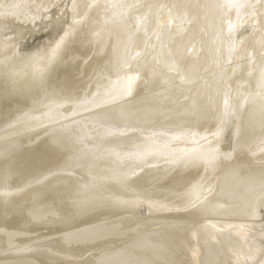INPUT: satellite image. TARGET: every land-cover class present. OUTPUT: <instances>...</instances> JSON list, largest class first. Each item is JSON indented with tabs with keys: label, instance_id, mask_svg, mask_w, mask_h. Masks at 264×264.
Instances as JSON below:
<instances>
[{
	"label": "bare ground",
	"instance_id": "6f19581e",
	"mask_svg": "<svg viewBox=\"0 0 264 264\" xmlns=\"http://www.w3.org/2000/svg\"><path fill=\"white\" fill-rule=\"evenodd\" d=\"M98 2L0 0L15 13L0 17V264H245L249 248L258 264L264 207L248 204L264 178V9L244 18L229 54L228 17L215 10L168 24L214 0H108L165 6L139 31L147 7L122 22ZM174 57L191 82L169 71ZM126 75L139 77L131 94L102 103ZM209 144L220 156L206 169L191 157Z\"/></svg>",
	"mask_w": 264,
	"mask_h": 264
},
{
	"label": "snow or ice",
	"instance_id": "6c2138e0",
	"mask_svg": "<svg viewBox=\"0 0 264 264\" xmlns=\"http://www.w3.org/2000/svg\"><path fill=\"white\" fill-rule=\"evenodd\" d=\"M55 7V5H53ZM0 7H5L0 5ZM9 8H18L19 5H12L8 6ZM89 8L96 7L99 8L100 4L98 0H93V4L88 5ZM105 10L108 9H119L121 10L117 17H113V19L118 18L120 21L125 22L126 19L134 13L135 10L147 7L148 13H146L144 16H137V31H139L141 25L147 21L149 16L152 13L153 8H157V10L163 9L164 5H143L140 3H109L108 0L105 2ZM177 5H173L172 8H177ZM185 11L181 15L180 13H176V16H174L172 19H169L168 24L171 25L174 23V20L179 18L181 20V24L188 23L193 24L196 20L199 19V12H194L190 14L187 9H198V10H204V9H212L217 11L220 14L221 20H223L225 17H228V24H227V40L231 41L228 47V52L231 54L233 51H235V41L233 40V35L242 27V25L245 23V17L252 19L256 16V9L261 8L264 9V0H255V3H252L251 0H214L212 3H197L195 5H184ZM73 8H76L75 3H73ZM65 10H67V5H65ZM232 12H235L236 19L232 20L230 18V14ZM15 13L9 10H5L0 12V17H7L9 15H14ZM170 16L172 15V12L170 10ZM264 16V13L261 14ZM35 19V17L33 18ZM108 22V21H106ZM79 23L78 20L73 18V24ZM71 29V26H70ZM145 35H147V29H145ZM69 36V32L66 31L64 33V36H61L60 40H58L54 47L50 49V57L49 62H51L52 59L56 57L58 52L62 49L66 42V37ZM219 36L223 42L224 39V31L221 29ZM157 39L159 40V35L157 36ZM129 40L131 42L132 36H129ZM260 48L262 49L261 52V60H262V66L260 68V75H259V81L258 86L264 90V37L261 38L259 41ZM191 51V49H189ZM136 56L139 57L140 53L137 52ZM170 72H175L177 75L180 76V79L182 82H191V78L187 73L183 72V69L181 67L180 59L173 58L171 63L168 65ZM139 77H133L131 75H126L122 77L120 80L116 82L114 86L111 88H108L105 92V99L102 100V103H109V102H117L121 100L124 96L130 95L134 86L135 81ZM97 99H100V93L99 90L97 93L93 94V99L91 103H95ZM261 100L264 101V93L261 94ZM88 101L82 102L83 106L85 107V110H87V104ZM227 107H228V101L225 100V116H227ZM76 113L74 112L73 115ZM223 132V121L221 122V127L217 129V131L213 134L217 138L220 137L221 133ZM230 155V154H228ZM228 155L225 156V158H228ZM219 150L216 148H213L211 144L208 146V150L206 152H202L199 154H196L195 156L191 157L192 162L196 161H202L206 165L207 168H214L216 166V163L219 159ZM200 187L199 185L193 186V189L191 190L192 195H190L188 199V206L195 207L198 202H200ZM264 207V178L261 179L260 185H259V196L256 198L255 203L249 202L248 204V211L250 214H255L256 209ZM243 238L245 241H247V233H244ZM256 251H259L262 255H264V248L258 249ZM238 259L240 254L236 253ZM245 259V264H248V261H252L253 264H257L254 256L253 249L249 248L248 254ZM100 264H138V262L134 261H124L119 259H112L107 258L100 262ZM258 264H264V260H260Z\"/></svg>",
	"mask_w": 264,
	"mask_h": 264
},
{
	"label": "rangeland",
	"instance_id": "374dc122",
	"mask_svg": "<svg viewBox=\"0 0 264 264\" xmlns=\"http://www.w3.org/2000/svg\"><path fill=\"white\" fill-rule=\"evenodd\" d=\"M40 38H41L40 35H37V36L33 37L32 41H29V43L27 44V46H30V45H33V44L37 43Z\"/></svg>",
	"mask_w": 264,
	"mask_h": 264
}]
</instances>
